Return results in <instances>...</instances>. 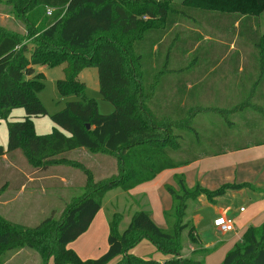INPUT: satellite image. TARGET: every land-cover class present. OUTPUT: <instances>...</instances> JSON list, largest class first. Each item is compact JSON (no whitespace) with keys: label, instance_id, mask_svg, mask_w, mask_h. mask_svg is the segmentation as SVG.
I'll return each instance as SVG.
<instances>
[{"label":"trees","instance_id":"1","mask_svg":"<svg viewBox=\"0 0 264 264\" xmlns=\"http://www.w3.org/2000/svg\"><path fill=\"white\" fill-rule=\"evenodd\" d=\"M6 4L25 32L0 25V119L6 121L8 134L7 147L0 145V161L4 156L12 159L17 152L30 173L51 174L52 168L66 166L85 176L83 195L67 204L60 218L51 216L31 227L0 214V264L9 252L22 249L37 251L43 264L51 260L53 264H111L119 257L118 264H202L184 255L185 232L191 245L200 246L195 225L188 219L189 202L204 195L214 203L228 191L250 188L248 183H228L217 190L200 184L189 188L185 176L177 175L179 189L167 186L173 206L164 211L166 229L148 212L137 211L120 232L123 214L114 213L109 247L101 257L83 261L68 245L87 232L108 192L117 188L127 192L168 169L228 150L220 145L221 138L214 140L216 146L203 145L202 132L195 126L198 116L212 112L222 116L246 108L264 115V36L257 17L264 10V0H184L180 4L172 0H7ZM63 64L65 78L57 82L59 93L83 99L69 102L51 116L56 126L52 133L38 135L33 120L46 116L47 110L39 98L44 76L36 74L34 67ZM91 67L98 70L100 93L114 106L112 114L101 115L95 100L85 96L79 74ZM212 69L227 70L229 89H204L207 80L219 76L207 75ZM173 74L182 89L164 88ZM189 84L194 88L187 89ZM247 90L249 94H242ZM229 92H237L239 100L229 108L202 104L223 102ZM17 109L24 111V117L9 119ZM83 152L106 160L104 174L111 172L110 176L97 179L92 169L70 157ZM28 181L23 174L18 182L5 181L0 196L5 190L29 188ZM144 240L167 258L160 262L131 254ZM222 264H264V224L249 226Z\"/></svg>","mask_w":264,"mask_h":264},{"label":"rangeland","instance_id":"2","mask_svg":"<svg viewBox=\"0 0 264 264\" xmlns=\"http://www.w3.org/2000/svg\"><path fill=\"white\" fill-rule=\"evenodd\" d=\"M7 0L0 1V24L3 23L10 29H16L17 31L25 32V28L20 21L16 18V23L10 18H6L5 16L10 14L11 7L6 4ZM176 4L182 3L184 0H172ZM258 17V29L261 32V35L264 36V10L261 11L260 14L257 15ZM13 26V27H11ZM22 28H21V27ZM66 64L59 65L56 67H48V66H35V73L42 74L44 76V89L39 95V98L47 110V115L41 118L34 119L36 125V131L40 133V135H46L52 133L53 129L56 127L53 122L51 121V116L54 114L62 111L69 102L75 101H82L83 97L77 95H70L67 97H63L57 88V82L65 78L64 69ZM233 68V69H232ZM231 68V75L230 78H236V68ZM235 69V70H234ZM79 80L85 84V96L90 99H94L97 103L98 112L101 115H109L114 112V106L110 103L105 101L100 93L99 88V73L98 70L94 67L86 68L79 74ZM251 90H247L243 92L249 94ZM249 97V96H248ZM241 98V97H240ZM247 99V98H245ZM238 100V93L237 92H229V96L225 98V101L218 102V101H202L204 105L214 106L216 108L227 107L229 108V104L235 105L239 102ZM250 100V99H249ZM241 101V100H240ZM243 101V100H242ZM237 102V103H236ZM253 103H259L258 99H254ZM235 103V104H234ZM232 107V106H231ZM229 119L231 124H227L225 120ZM195 126L202 131H206L209 135H217L213 130H218L220 133V140L226 143L228 150H240L246 148H253L257 145H260L264 142V115L253 111L250 108H246L243 110H239L236 112H229L226 115H219L217 113H207L204 115H200L197 117L195 121ZM193 135V134H192ZM204 133H201L200 139L203 141V145L207 143L206 140L203 138ZM218 136V135H217ZM7 128H6V121L0 119V143H5L7 145ZM186 145H188V139L186 138ZM1 145V144H0ZM2 146V145H1ZM211 148V147H210ZM212 149V148H211ZM70 157L74 160L82 161L87 167L92 169L95 173L97 179L110 176L111 172L105 173V170L108 168V162L106 160H101V156H94L89 155L85 152L81 153L80 156L77 153H71ZM254 163L255 166L251 165V167H247L248 169L261 167L264 165V148L263 149H256L248 150V151H241L236 155L229 156L227 158H220L218 160H214L209 163L210 167L214 166H228L234 165L243 166L244 168L249 164ZM244 164L246 166H244ZM205 166V165H204ZM205 168V167H204ZM55 176H57L55 184H51L49 182V190L47 188H34L29 185V188L25 191L24 197L20 195L19 202L16 205L21 206V201L23 202L24 199L27 197L38 196L40 199V208L43 210H39V216L34 218V215L31 216V219H28V222H25L26 216H22L21 212H17L15 216H12L21 224L28 226H35L44 221L45 219L55 216L56 218H60L65 209L66 205L72 203L74 199L83 195L84 190L83 187H79L75 185L73 182L70 184L63 183L61 181L60 176H71L78 174L80 178H84V174L79 171L78 169L66 166L55 167L51 169ZM175 174V175H174ZM181 173L177 171H173L172 175L174 177L176 175H180ZM171 179V178H170ZM55 180V179H54ZM257 181H260L257 178ZM256 181V183H257ZM168 182V183H166ZM255 183V185H256ZM164 188L165 194L169 196L171 200V205L168 209L173 206V200L170 193L167 190V186L173 187L174 189H179L178 184L175 178H172L171 182L169 180L164 181ZM162 184V185H163ZM251 187L247 190H241L233 193V196L226 197L223 199L215 198L214 203H209L206 199L199 200L202 196L198 198V201H190L189 202V209H188V219L191 220L195 227L196 232L199 234L200 239L202 241V247L206 248L207 252L205 251H198L196 253H192V246L190 244V239L188 238L187 234L188 231L185 232L182 236L183 246H184V253L187 254L186 258L192 259V261H203L207 264H222L223 259L217 260L218 256L223 254L226 255L234 248L235 244L230 243V235H221L215 236L210 231V226L214 219L218 216V212L221 208L229 205L233 208L234 212H239L241 207L250 209L251 203L253 200H259L261 197L259 194V190L264 189V183L262 184V188L259 189L258 185H252L248 183ZM161 185V186H162ZM160 186V187H161ZM193 188V187H192ZM43 189H45L43 191ZM38 190V191H34ZM258 190V191H257ZM46 192L49 196V214H44L42 216V212L46 211ZM139 199H134L129 197L128 195H124L121 189H114L110 191L105 199H104V208L107 212L106 216L108 219V224L112 219L114 213H124L125 218L119 224L120 232H123L129 225L131 216L134 212L137 211H146L150 215L149 208L147 206L143 207L145 200L143 202H139ZM217 201V202H216ZM154 205V204H153ZM37 207L39 208V204L37 203ZM38 211V209H37ZM156 216L153 218L154 222L161 227L162 229H166L167 227L160 226L161 224L165 223L163 210L160 208ZM27 219V218H26ZM146 244H151L149 241L145 240ZM75 243L72 242L69 247H71ZM142 243V242H141ZM106 245V243H105ZM140 245V244H139ZM152 245V244H151ZM153 246V245H152ZM99 247V246H98ZM154 247V246H153ZM107 249V246H106ZM194 249H202L199 247H195ZM228 249V250H227ZM23 250V249H22ZM21 251V250H19ZM19 251L9 252L3 264L6 260L15 253ZM224 257V258H225ZM122 260V258H121ZM12 264H43L42 258L40 254L35 250L24 249V253L20 254Z\"/></svg>","mask_w":264,"mask_h":264},{"label":"crops","instance_id":"3","mask_svg":"<svg viewBox=\"0 0 264 264\" xmlns=\"http://www.w3.org/2000/svg\"><path fill=\"white\" fill-rule=\"evenodd\" d=\"M5 17L12 19L16 23V19L10 14L6 15ZM0 25L5 26V24L3 23H1ZM11 30L17 31L14 28ZM17 32H20V31H17ZM210 74L219 75V76H216L213 79L211 78L207 80L206 81L207 84H205V87H204L205 90L220 91V90H226L230 88L229 87L230 84L229 82H227V79L224 76V75H227V70L223 71L221 69L220 72L217 73L216 71H214V69H212L210 70L209 74L207 72V75H210ZM170 82H172V84ZM165 83H167V86H164L165 89L167 88V89H172V90H180L183 88L179 80L174 77V74L168 80H166ZM169 84L171 86H168ZM193 88H194V84H189L187 87V89H193ZM24 115L25 113L22 109H17V110L12 111L9 119L15 120V119L23 118ZM36 125L37 124H35V129H36ZM213 131L218 136L209 135V133H207L206 131L201 130V132L204 133L205 136L209 139L208 143L210 144L208 145L214 144V146H216L215 145L216 141L214 140L222 138V137H220V133L218 132V130L214 129ZM36 132L38 135H40L38 131ZM7 137H8V134H7ZM7 143H8V140H7ZM0 144L4 148L7 147L5 143H0ZM220 145L223 147V146H226V143L223 141H220ZM253 148L254 150H256L257 148L263 149L264 145H259ZM253 148H247V149H243L239 151L238 150L237 151L226 150L224 151V153L218 152L219 154L217 153V155H214V156L202 157L197 160H193L189 163H186L185 165L177 166L173 169H168L162 172L161 174H159L152 181L138 185L127 192L123 191V193L124 195H128L129 197H132L134 199H139L138 201L140 203L143 202V200H145V202H143L145 204L144 205L142 204V206L143 207L147 206L149 208V212L154 218L156 216L155 214L158 213L160 208L163 210V215H164V211L167 210L171 205V200L169 196L166 195L165 191L163 190L164 188L163 183L164 181H167V180L171 182L172 178H174V175H175V174L172 175L173 171H177L185 176L186 184L189 188H192L197 184H200L203 188H206L209 190H217L221 186L228 184V183H237V184L251 183L252 185H255L257 178H259L260 181H257L256 185H258L259 189H261L263 186L262 184L264 183V165L261 167H255L251 169L247 168V167H251V165L255 166L254 163L250 164L251 162H249L247 166L244 164V166H246L245 168L243 166H237L236 164L234 165L230 164L228 166L226 165L225 166H214V167H210L209 165V163L214 160H218L220 158H227L229 156L236 155L237 153L241 151H248ZM25 165L26 163L24 159L17 152L12 154V159H8L7 156H4L3 159L0 161V186L7 180H14V182L17 180L18 182V180L21 179L22 174L28 177V180H29L28 182L34 188H38V189L47 188V190H49V182L51 184H55L54 181H56L57 176H55L53 172L51 174H49V172H45V174L42 172L30 173V171L28 170V168L25 167ZM76 176L77 177H75L74 175H71V176L68 175V176H60V177L63 183L68 182L70 184V182H73L75 185L82 187L84 178H80L78 174ZM247 189H250V188H245L242 190H247ZM26 190H27L26 188L21 187V189L17 191H6L5 190L2 193V195L0 196V214L3 217L11 221L18 222L17 221L18 219L12 216H15L17 212H21L22 216H26L27 219L25 218V222L27 223L28 219H31V216L34 215V218L39 216L38 212H40L43 209L40 208L41 198L38 199V196H35V195L33 197L29 196L26 199H24L23 202L21 201V204H22L21 206L16 205V203L19 202V198L21 197L20 195L24 197L23 194L26 193L25 192ZM44 190L45 189H43V191ZM34 191H38V190H34ZM238 191H241V190H238ZM235 192L237 191H228L225 196L218 197V198L223 199L226 197L233 196L234 195L233 193ZM258 192H259L258 195H260L261 198L259 200H253L249 210L247 208L241 207L239 212H234L233 208L229 205H226L225 207L219 210L218 216L214 219V221L220 215H222L223 213H226L227 217L232 219L235 223V228H236L235 232L223 233L214 226V221H213L210 226L211 233H213L215 236L230 235L231 238L229 241L233 245L237 241L238 243L242 241L243 235L247 231L249 226L259 227L262 224H264V194L261 190H259ZM47 194L48 193L46 192V197H47L46 199L47 207L46 208L47 209L46 211H43L42 214L43 213L49 214V196ZM202 199H206V197L202 196L199 200H202ZM37 203L39 204V208L37 207ZM242 208L244 209V211H241ZM105 210L106 209L104 208V202H103L102 209L97 213V215L93 219L87 232L81 235L71 247H69L71 243L68 245V249L73 250L79 256V258L83 261L98 259L103 254H105L106 251L108 250V247H109L108 238L110 234V226L108 224V219H107L108 215L106 216L107 212ZM121 214H123V220H124L125 214L124 213H121ZM42 216H44V214ZM26 223H24V225ZM25 226H28V225H25ZM160 226H162L163 228L167 227L166 223L161 224ZM197 235L200 239V236L198 233ZM202 245L203 244L200 239V248L202 249L195 250L194 246H192V250H193L192 253H196L201 250L207 252L206 248H203ZM106 246H107V249H106ZM22 253H24V249L10 256L4 264H12L13 261L17 257H19L20 254ZM130 253L140 258H143V259L152 258L160 262H163L167 258L166 256H163L161 253H159L156 250V248L153 247L151 244H146L145 240L142 241L140 245H138L133 250H131ZM225 254L218 256L217 260H220V258L221 260L222 259L224 260ZM184 255L187 256V254L185 253ZM120 261H121V257L114 260L111 264H118ZM196 262H200V261H196ZM200 263L207 264L206 262H203V261H201ZM49 264H53V260H51Z\"/></svg>","mask_w":264,"mask_h":264},{"label":"built area","instance_id":"4","mask_svg":"<svg viewBox=\"0 0 264 264\" xmlns=\"http://www.w3.org/2000/svg\"><path fill=\"white\" fill-rule=\"evenodd\" d=\"M48 15H51V10L48 11ZM241 211H244V209L242 208ZM214 226L223 233H231L236 231L234 221L228 218L226 213H223L214 221Z\"/></svg>","mask_w":264,"mask_h":264},{"label":"water","instance_id":"5","mask_svg":"<svg viewBox=\"0 0 264 264\" xmlns=\"http://www.w3.org/2000/svg\"><path fill=\"white\" fill-rule=\"evenodd\" d=\"M87 128L90 129V125H88Z\"/></svg>","mask_w":264,"mask_h":264}]
</instances>
